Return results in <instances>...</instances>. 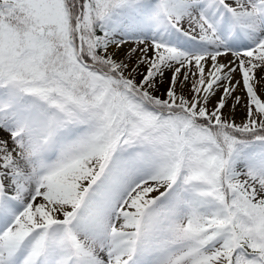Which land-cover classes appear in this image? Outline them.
<instances>
[{
  "label": "snow or ice",
  "instance_id": "6c2138e0",
  "mask_svg": "<svg viewBox=\"0 0 264 264\" xmlns=\"http://www.w3.org/2000/svg\"><path fill=\"white\" fill-rule=\"evenodd\" d=\"M0 264H264V0H0Z\"/></svg>",
  "mask_w": 264,
  "mask_h": 264
},
{
  "label": "bare ground",
  "instance_id": "6f19581e",
  "mask_svg": "<svg viewBox=\"0 0 264 264\" xmlns=\"http://www.w3.org/2000/svg\"><path fill=\"white\" fill-rule=\"evenodd\" d=\"M237 121H239V114L237 115Z\"/></svg>",
  "mask_w": 264,
  "mask_h": 264
}]
</instances>
